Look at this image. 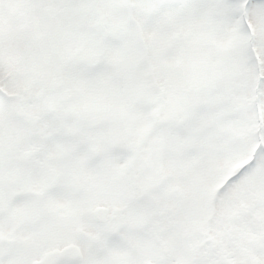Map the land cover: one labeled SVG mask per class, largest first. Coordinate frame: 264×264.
I'll return each mask as SVG.
<instances>
[{"label":"snow or ice","instance_id":"obj_1","mask_svg":"<svg viewBox=\"0 0 264 264\" xmlns=\"http://www.w3.org/2000/svg\"><path fill=\"white\" fill-rule=\"evenodd\" d=\"M0 264H264V0H0Z\"/></svg>","mask_w":264,"mask_h":264}]
</instances>
